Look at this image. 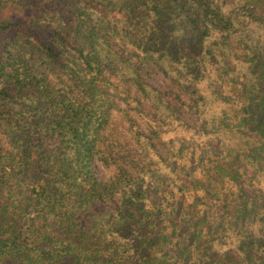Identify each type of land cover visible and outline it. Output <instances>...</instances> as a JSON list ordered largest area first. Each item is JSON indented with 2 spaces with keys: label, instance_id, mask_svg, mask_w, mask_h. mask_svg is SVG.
<instances>
[{
  "label": "trees",
  "instance_id": "16d2710c",
  "mask_svg": "<svg viewBox=\"0 0 264 264\" xmlns=\"http://www.w3.org/2000/svg\"><path fill=\"white\" fill-rule=\"evenodd\" d=\"M0 264H264V0H0Z\"/></svg>",
  "mask_w": 264,
  "mask_h": 264
},
{
  "label": "rangeland",
  "instance_id": "374dc122",
  "mask_svg": "<svg viewBox=\"0 0 264 264\" xmlns=\"http://www.w3.org/2000/svg\"><path fill=\"white\" fill-rule=\"evenodd\" d=\"M142 77L144 78L145 82L149 85L160 89V90H166L167 88L171 86L170 81L156 68L148 67L145 69L144 73L142 74ZM180 99H182L184 104L188 103L187 98L184 97V95L180 94ZM145 107H148V102L145 101ZM118 108L119 109H125L128 111L130 115H132V121H134L135 124H137L138 129L130 130L131 124H128L127 120L124 118V114L119 110L113 111V126L115 127L113 132L114 133H123L125 136L129 137L132 135V133L135 132V130L141 132V133H148V123L147 121L140 115H135L136 111L133 109H130L129 106L126 104L118 102ZM129 109V110H128ZM180 114L184 122L190 125H197L198 122L196 121V117L193 114L192 110L181 108ZM145 115V114H144ZM143 115V116H144ZM109 132H112L111 129ZM159 145H157V148ZM95 172L97 176L107 178L109 176V169H106L101 163L96 162L95 163Z\"/></svg>",
  "mask_w": 264,
  "mask_h": 264
}]
</instances>
